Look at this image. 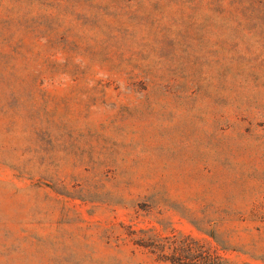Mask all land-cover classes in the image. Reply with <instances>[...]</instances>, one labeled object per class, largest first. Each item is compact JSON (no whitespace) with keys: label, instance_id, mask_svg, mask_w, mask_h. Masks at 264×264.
I'll return each mask as SVG.
<instances>
[{"label":"rangeland","instance_id":"rangeland-1","mask_svg":"<svg viewBox=\"0 0 264 264\" xmlns=\"http://www.w3.org/2000/svg\"><path fill=\"white\" fill-rule=\"evenodd\" d=\"M0 264H264V0H0Z\"/></svg>","mask_w":264,"mask_h":264}]
</instances>
